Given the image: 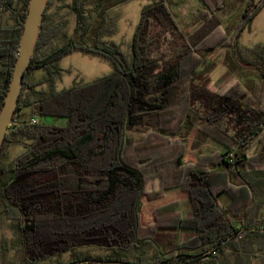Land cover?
<instances>
[{"label": "trees", "instance_id": "1", "mask_svg": "<svg viewBox=\"0 0 264 264\" xmlns=\"http://www.w3.org/2000/svg\"><path fill=\"white\" fill-rule=\"evenodd\" d=\"M29 1L0 0V109ZM132 1L71 0L72 34L48 13L57 0L49 1L0 155V223L11 221L13 231L1 242V264H14L9 251L18 264H264V44H240L264 0H200L188 23L199 25L193 34L170 0H152L128 56L104 37L118 30L116 9ZM238 6L241 17L225 27L220 14ZM218 47L238 72L222 94L192 82ZM74 52L103 57L114 71L57 90L58 64ZM34 69L46 71L44 80L29 82ZM46 83L48 91L37 89ZM193 131L192 149L217 148L186 162L184 139ZM9 145L23 148L10 161ZM152 179L159 190L146 192ZM169 189L187 193V210L173 202L144 224L141 199Z\"/></svg>", "mask_w": 264, "mask_h": 264}, {"label": "rangeland", "instance_id": "2", "mask_svg": "<svg viewBox=\"0 0 264 264\" xmlns=\"http://www.w3.org/2000/svg\"><path fill=\"white\" fill-rule=\"evenodd\" d=\"M71 0H57L55 5L49 9V14L53 16L56 21H65L66 29L69 34L73 33L75 27V18L69 13L67 4ZM152 0H134L126 5L120 6L115 11V16L118 19V30L112 35L104 37V40L108 42H115L121 45V50L126 54L130 55L131 42L133 39L134 32L141 19L142 8L149 4ZM170 8L174 13L175 17L181 24V26L190 34L197 31L199 25L189 26L193 13L201 7L200 0H170ZM245 6L238 8L228 15L220 14V17L224 23V26L232 25L237 21L239 16L241 17ZM2 20L0 18V25ZM167 39H171L167 36ZM240 44L243 47H254L258 44H264V8L258 14L253 21V24L249 30L243 32L240 38ZM163 53L169 54L170 51L167 44L162 48ZM228 57L231 54L227 52L226 48L218 47L214 50L208 51L205 60L201 66L193 73L192 82L202 87H208L210 90L217 93L226 92L237 80L238 72L235 73L228 69ZM241 60V59H240ZM242 64L243 60L240 61ZM60 68L59 75L55 80V88L57 90H63L72 87L73 85L81 82H90L102 76L108 75L114 71V66L111 61L95 55H86L81 52H74L62 58L58 64ZM241 74L245 76H251L254 79L259 78V73L248 69H242ZM47 73L44 69H34L28 74L29 82H39L44 80ZM39 91H48V84H42L37 87ZM27 114L28 109L22 111ZM194 138V131L188 136L187 149L185 151L184 161L194 162L201 153H206L209 148H217L214 143L205 145L201 151L191 148V141ZM23 148L21 146L9 145L5 148V156L10 161L17 156ZM146 192H152L159 190V182L155 179L149 181L145 187ZM178 203V207L182 211H186L188 208V197L187 193L179 189H169L164 195L148 200L146 198L140 201V210L142 214V220L144 224L153 222V212L170 203ZM218 202L223 206L229 202V197L226 194H222L218 198ZM12 222L7 220L0 223V245L3 239L10 240L13 238V231L11 228ZM92 254L100 253L99 250H91ZM7 262H13L18 264V257L15 251H9L6 255ZM70 258L69 254H64L61 259L68 261ZM2 260L0 259V264ZM260 264V263H257Z\"/></svg>", "mask_w": 264, "mask_h": 264}, {"label": "water", "instance_id": "3", "mask_svg": "<svg viewBox=\"0 0 264 264\" xmlns=\"http://www.w3.org/2000/svg\"><path fill=\"white\" fill-rule=\"evenodd\" d=\"M49 1L50 0H30L28 4L27 16L23 22V29L19 42L17 60L0 109V155L5 138L9 134V128L12 125L13 118L17 113V107L24 84V76L35 54V49L40 37L42 21ZM244 229L245 228L242 230ZM242 230H240V232Z\"/></svg>", "mask_w": 264, "mask_h": 264}, {"label": "built area", "instance_id": "4", "mask_svg": "<svg viewBox=\"0 0 264 264\" xmlns=\"http://www.w3.org/2000/svg\"><path fill=\"white\" fill-rule=\"evenodd\" d=\"M30 122L31 123H36L37 122V119L36 118H30Z\"/></svg>", "mask_w": 264, "mask_h": 264}]
</instances>
